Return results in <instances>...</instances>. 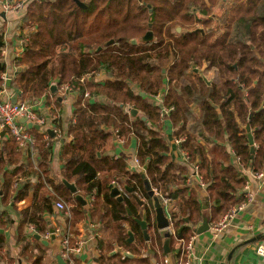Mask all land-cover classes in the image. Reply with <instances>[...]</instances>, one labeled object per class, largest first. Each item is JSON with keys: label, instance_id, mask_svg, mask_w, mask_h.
Returning a JSON list of instances; mask_svg holds the SVG:
<instances>
[{"label": "trees", "instance_id": "16d2710c", "mask_svg": "<svg viewBox=\"0 0 264 264\" xmlns=\"http://www.w3.org/2000/svg\"><path fill=\"white\" fill-rule=\"evenodd\" d=\"M77 1L85 8H79L73 0L30 1L22 23L28 35L23 53L16 59L19 71L12 84L20 92L19 101L30 104L46 96L52 84L78 92L68 132L72 139L62 155V176L76 186L78 194L87 201L90 218L101 225L105 236L112 237L123 252L140 256L149 247L151 255H155V245L152 246L150 239L152 215L146 208L151 203L141 173L127 171L121 159L101 156L102 147L112 135L120 139L136 137L137 159L142 168L146 166L148 184L160 195L156 196L159 201L167 198L173 203L169 217L172 232L167 238L168 252H173L170 238L181 245L202 222L201 202L193 192L177 188L188 177L186 170L176 167L168 158L169 148L160 139L157 109L147 99L153 100L167 80L164 105L174 108L170 115L183 134L181 147L188 162L198 166V174L208 185L205 190L212 203L208 221L218 222L231 208L244 202L241 192L246 177L242 170L264 173V0H246L245 6H238L235 17H231L234 23L230 24V30H225L213 44L209 43L212 33L196 31L194 24L202 22L211 27L214 0ZM223 17L226 18L225 14ZM179 26L183 30L175 36L174 30ZM149 31L153 39L143 43L141 39ZM132 40L136 41L135 45L131 44ZM109 41L113 43L107 47ZM3 47L0 35V61ZM98 48L101 50L96 51ZM203 65L217 73L216 81L208 84L202 76L193 77L194 71ZM101 69L110 80L98 85L93 82V76ZM4 72L5 65L0 62V75ZM193 105L198 106L197 117L191 111ZM126 108L138 111L139 116L131 121L124 111ZM190 119L196 120L200 135L185 132ZM241 126L253 129L256 145L253 155L246 130ZM224 135L241 167L230 164L226 147L213 144L223 142ZM202 137L203 145L198 142ZM13 142L21 153H27ZM21 153H16L12 145L8 151L0 152V173L5 165H14L13 170L2 176L4 199L16 181L14 176L25 178L13 190L14 200L27 196L30 186L25 182L29 174H39L33 187L35 195L48 181L44 162L37 164L29 159L22 170ZM111 187L122 189V202L110 198ZM125 188L144 201L142 208L132 195L124 193ZM53 190L59 199L73 205L69 224L74 230V225L84 217L83 208L61 184ZM91 197L94 200L90 204L87 198ZM50 200L43 197L40 203L21 212L22 222L35 226L40 235L47 229L41 215L51 211ZM143 210L147 213L148 243L136 223L141 220ZM127 231L133 234L134 242H127ZM156 237L154 243L164 254V245ZM17 243L30 260L27 238L22 236ZM4 244V236L0 235V251ZM37 244L36 248H42ZM70 260L66 264L78 262L74 257ZM125 260L129 259H124L123 264ZM41 263L40 254L33 264ZM130 263L147 264L138 258Z\"/></svg>", "mask_w": 264, "mask_h": 264}, {"label": "crops", "instance_id": "0c3cea01", "mask_svg": "<svg viewBox=\"0 0 264 264\" xmlns=\"http://www.w3.org/2000/svg\"><path fill=\"white\" fill-rule=\"evenodd\" d=\"M12 1L22 2L21 4L24 6L20 11L2 12L0 9V35L4 43V47L1 50L0 62L5 65V72L0 75V80L2 81L0 89H4L7 92V96L10 101L12 97L16 95L17 102L21 100L20 92L15 89L12 82L14 83V78L19 71L16 59L18 56L22 55L24 49L23 47H25L24 41L28 35V31L26 28L22 27V23L24 21L26 7L31 0ZM195 12L198 11L195 10ZM211 18L214 20L212 16ZM206 72H209V70H206V65H203L199 71H194L193 77L195 75L202 76L208 84L214 82L213 79H207L208 76H206ZM7 80L11 81L9 89L5 87ZM109 80L110 78L108 74L103 69L94 73L93 82L95 84H104ZM165 83V86L159 91L162 92L161 98L163 105L166 93L165 87H168L167 80ZM244 96H246V92L244 93ZM78 97L79 94L76 90L65 92L61 87L60 89L57 88L54 94L48 92L46 96H43L38 101L31 103L32 112L37 117L44 118V123L42 126H39L38 130L29 129L25 125L30 137L34 139L35 150L33 153L29 154L28 148L24 149L27 153H21V151L18 150L14 144L13 138L7 130L0 129V152L8 151V148L12 145L16 153H21L19 165H21L22 170L25 168L26 162L29 159L37 162V164L44 162L47 166L46 178L48 180L44 182V186L38 190L37 195H35L36 190H34L33 187L38 183L39 174H29V178L25 182L30 186V188L27 189V196L21 200H14L12 199L13 190L17 188V184L19 186L25 180V178L21 175L18 177L14 176L13 179L16 181L15 183L13 182L8 197L4 199L3 193L5 192L4 186L2 185V176L7 171L13 170L14 165H5L3 167L2 172L0 173V230L2 231L0 235L4 236L5 244L0 251V264H33L34 259L40 254L42 255L41 264H58L57 257L60 256L62 259L60 255V247L63 238L69 239L70 246L76 240H83L84 248L82 252L74 256V259L78 261L77 264H106V262L109 264H119V262H121L123 264L122 261L124 259H129L127 261L125 260V264H131L130 260L135 258L145 260L147 264H157L165 257L173 264L176 259L181 258L183 246L191 237H193L191 264H264V258L257 253V249L259 247L264 248V237L258 241H250L257 236L264 235V181H258L253 178V173L250 169L242 170V174L246 177V185L241 192L244 198V202L241 204L245 203V206L241 211L234 215V217L226 225L225 229L217 234H215L211 228L202 234H197L195 232L194 235L186 242L181 241V245L175 239L170 238L169 241L173 248V252L169 251L168 253L162 254L157 245L154 243V238H152L151 235L150 239L152 240V246L155 245V255H151L150 250H148L149 247H146L144 251L142 250V255L140 256H134L127 252H123L122 249H120L116 243L113 242L112 237L105 236L101 225L96 220H92L90 218L88 213L89 206L87 205L85 207L81 206L84 210L82 211L84 217L74 225V230H72L69 223L71 216L70 210L73 208V205L66 204L64 201L59 199L53 189L57 188L60 184L62 185L61 181L64 179L62 176V155L65 147L70 144L72 139L68 132L69 127L73 122V110ZM58 98H60V101L57 100ZM147 101L151 106L155 107L158 112V107L155 105V102L148 99ZM191 108V111L194 113L195 117H197L198 106L193 105ZM136 112L137 116H139V112ZM171 116L172 115L169 114L163 120H161L158 116L159 119L157 124L158 129H160V139L166 142L169 148L167 152L168 158L176 167L186 170L185 175L188 176L183 183H180L177 186V188L179 190L186 188L188 192H193L202 205L203 199H208L205 190L206 188H202L198 179L194 177L192 167L195 163L191 164L188 161L186 162L183 156V148L181 145H176L174 143V140H184V138L182 137L183 134L181 133L180 126L172 123ZM135 117H131L129 113L131 121H133ZM191 120L192 119L188 121V124L185 127V132L200 135L195 122L196 120ZM241 129L246 130V127L241 126ZM249 130L253 138V129L249 128ZM202 135L205 136V134ZM198 142L203 145V137L202 139H198ZM207 144L211 145L212 143ZM213 144H216V146H223L224 148L226 147V151H228L230 155V164L238 167L235 162V156L231 148L227 145L226 135H224L223 142L217 141ZM137 148L138 140L136 137L127 136L122 139V142L120 143L117 141L116 137L112 135V138L109 139L102 147L101 156L109 159L123 160L126 170L130 172L134 159H137ZM254 148H256L255 144ZM41 153L45 156L41 155ZM207 186L208 185H206V187ZM124 193L126 192L124 191ZM43 197H50L51 211L42 212L41 216L46 222L47 229L45 231L46 233L44 232V235H40L36 231L35 226L22 222L23 219L21 212L32 208L36 203H40V201L43 200ZM53 197H56V199ZM89 199L90 198H87L88 201ZM58 202H61L66 206L64 211L60 212L55 208V204ZM172 205L173 203H168L167 205L162 204L164 212L168 218L170 217V209H172ZM208 206L209 209L207 211H202V214L205 212L208 214L212 206L209 199ZM221 219H219V221ZM218 222H210L209 225L211 226ZM200 225L201 223L198 224L196 229ZM32 228L34 231L31 230ZM50 230L53 231V235L49 233ZM73 231H76L77 234L74 235ZM165 232L166 231H163L161 234ZM170 232H172V227L170 228ZM47 233L49 235L45 237ZM156 233L155 239H157V235H160L158 232ZM34 235L40 236V240L47 242V244L44 245L40 241H37L34 238ZM22 236L26 237L27 241L30 243V260L23 255L21 247L17 243ZM159 237L162 245H164L165 242H168L167 238L164 236ZM37 242L42 248H36V245H38ZM231 252L233 253L229 259L228 257ZM123 254H127L130 257H124ZM118 256H120V258ZM64 262L66 264V261Z\"/></svg>", "mask_w": 264, "mask_h": 264}, {"label": "built area", "instance_id": "2783aa9c", "mask_svg": "<svg viewBox=\"0 0 264 264\" xmlns=\"http://www.w3.org/2000/svg\"><path fill=\"white\" fill-rule=\"evenodd\" d=\"M22 2H13L12 0H0V9L2 12H8V11H20L21 8L24 6L21 4ZM62 90L65 92H68L69 89L67 87H62ZM162 92H158L157 95L153 98L152 101L155 102V105L158 107V115L161 120L165 119L171 112L174 111L173 107H166L163 105L162 98H161ZM87 96V94H86ZM127 114L130 113V109L126 108L124 110ZM26 120L27 123H30L32 125L36 126H42L44 123V118L37 117L31 110V104L28 102L23 101H17L14 104L10 101V99L7 96V92L4 89H0V129L1 130H7V132L12 136L13 140L16 142V144L22 148V149H29V153H33L35 150V144L34 139L30 137L29 132L25 126V124H20V120ZM118 142H122V139H120L118 136H116ZM184 142L183 139H177L174 140V143L176 145H181ZM184 160L188 161V156L184 152ZM235 162L237 163L238 167L240 166V159L235 157ZM194 177L198 179L200 182V186L202 188H206V185L203 184L202 177L198 174V166L195 164L193 167ZM130 172L133 173H143V168L141 167L138 159H134L132 168ZM253 178H255L258 181H264V173H258L253 174ZM120 192H123L122 189L119 188ZM152 192L155 196H158V192L155 189H152ZM160 196V195H159ZM94 200V198H90L89 202ZM248 201V199L246 198ZM246 201V202H247ZM161 205H167L170 203V199L167 198H161L160 201ZM244 204H241L239 206L231 208L223 217L222 219L214 224L209 226L211 230L217 234L220 233L222 230L225 229L228 222L234 217L236 213L241 211ZM55 208L62 212L66 209V206L58 202L55 204ZM34 231V229H31ZM33 233V232H32ZM49 234L45 237H47ZM84 248V242L82 239L76 240L73 242V244L70 246L69 241L67 239H62L61 241V247H60V255L64 261L71 262L70 259H72L75 255H78L82 252ZM192 248H193V237H191L183 246L182 249V255L181 258L176 260L173 264H191V258H192ZM258 255H260L262 258H264V248L259 247L257 249ZM157 264H172L171 261L168 258H163V260Z\"/></svg>", "mask_w": 264, "mask_h": 264}, {"label": "water", "instance_id": "95a60500", "mask_svg": "<svg viewBox=\"0 0 264 264\" xmlns=\"http://www.w3.org/2000/svg\"><path fill=\"white\" fill-rule=\"evenodd\" d=\"M77 6L79 8H85L84 5L80 4L77 0H73ZM149 28H150V25H149ZM196 31H199L202 33V30H196ZM153 39V34L151 31L147 32L143 38L141 39V41L143 43H150ZM113 43V41H109L108 43H106V46H110L111 44ZM131 44L135 45L136 44V41L135 40H132L131 41ZM101 49L98 48L96 51H100ZM205 81V80H204ZM10 82L9 80H7L6 82V85L5 87L7 89H9V86H10ZM56 85L55 84H52L49 88V92L51 94H54L56 92ZM141 97H144V94H140ZM16 95H14L11 99V102L12 104H14L16 102ZM58 101H60V98L57 99ZM130 115L131 117H135L137 116V112L136 110H130ZM144 121V118L142 119ZM20 124H25L27 126V128L29 129H35V130H38L39 129V126H36V125H32L30 123H27L26 120L22 119L19 121ZM246 133H247V141H248V145L250 147V153L251 155L254 154V144H253V138H252V135L250 134V130H249V127L246 126ZM146 170V166L143 167V173H141V178L143 180V183H144V186H145V190L147 192V195L148 197L150 198V206L151 207H148L146 206V208L148 209V213L150 215H153L154 216V220H155V225H156V228L158 231L160 232H163V231H166L165 234H164V237L165 238H168L169 237V232H170V228H171V223H170V220L169 218L166 216L165 212H164V209L159 201V199L153 194L152 192V189L150 187V185L148 184V181L146 180L145 178V172ZM62 185L65 187V189L74 197L75 201L77 203H79L81 206H86L87 203H86V200H84L77 192V188L76 186L73 184V183H68L67 181H65L64 179L61 181ZM124 191L127 193V194H130L132 195V199L135 201V203L140 207L142 208L144 206V202L141 201L138 197H136L134 194H132V190L130 189H124ZM110 198H113L115 199L117 202H122L123 201V198L122 196L120 195V191L116 188V187H111V190H110ZM201 209L202 211H207L209 209V206H208V199L207 198H204L203 201H202V205H201ZM127 211V215L130 216V212L128 209H126ZM136 223L138 224V226L140 227L141 231H142V234H143V238L145 240V242H148L149 241V236L147 234V213L145 210L142 211V218L141 220H136ZM209 229V221H208V214L205 212L202 214V222H201V225L196 229V233L197 234H202V233H205L207 232ZM0 233H2V231L0 230ZM51 235H53V231L50 230L49 232ZM127 236H128V240L127 242L128 243H132L133 242V234L130 232V231H127ZM263 236H257L256 238H253L252 240H250L251 242H254V241H258L260 240ZM34 238L37 240V241H40L42 244L46 245L47 242L45 241H41L40 240V236L38 235H34ZM53 238V236H52ZM249 241V242H250ZM168 242H165L164 243V246L163 248L165 249V253H168ZM232 253L229 255V259L231 258L232 256ZM124 257H130L129 255L127 254H123ZM57 262L58 264H65V262L60 258V256L57 257Z\"/></svg>", "mask_w": 264, "mask_h": 264}, {"label": "rangeland", "instance_id": "374dc122", "mask_svg": "<svg viewBox=\"0 0 264 264\" xmlns=\"http://www.w3.org/2000/svg\"><path fill=\"white\" fill-rule=\"evenodd\" d=\"M245 1L246 0H214L215 4L211 8V13H212L211 16L214 18V20L211 23V27H210V24L204 25L201 22V23H195L194 28H196L197 30L202 29L209 33H212L210 34V36L212 37L209 39V43L213 44L225 32V30L226 31L230 30V24H232V22L234 23L233 18L236 15V11H235L236 7L238 8V6L245 4ZM207 6H209L208 3H207ZM223 14H225L226 18L223 17ZM232 15H233V18H231ZM182 30L183 29L180 28V26L176 27L174 31L175 36L180 35ZM206 76H208L207 78L208 80L213 79L214 81H216V79L218 78L217 73H213L212 71L206 72ZM179 82L181 84H184V81L182 80ZM64 87L68 88V86H64ZM165 89H167V87H165ZM150 223H151L150 235L152 238L155 239L156 232L160 234L158 236H161V237L164 236L165 233L161 234V232L157 230L153 215L151 216Z\"/></svg>", "mask_w": 264, "mask_h": 264}, {"label": "flooded vegetation", "instance_id": "af4514ba", "mask_svg": "<svg viewBox=\"0 0 264 264\" xmlns=\"http://www.w3.org/2000/svg\"><path fill=\"white\" fill-rule=\"evenodd\" d=\"M236 9H238V8L236 7ZM236 9H235V10H236Z\"/></svg>", "mask_w": 264, "mask_h": 264}]
</instances>
